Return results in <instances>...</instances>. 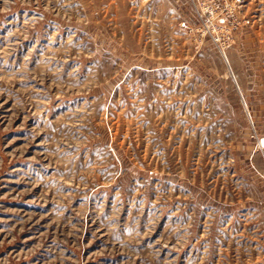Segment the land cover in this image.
<instances>
[{"label":"rangeland","instance_id":"1","mask_svg":"<svg viewBox=\"0 0 264 264\" xmlns=\"http://www.w3.org/2000/svg\"><path fill=\"white\" fill-rule=\"evenodd\" d=\"M264 0H0V264H264Z\"/></svg>","mask_w":264,"mask_h":264},{"label":"water","instance_id":"2","mask_svg":"<svg viewBox=\"0 0 264 264\" xmlns=\"http://www.w3.org/2000/svg\"><path fill=\"white\" fill-rule=\"evenodd\" d=\"M263 144H264V140H263Z\"/></svg>","mask_w":264,"mask_h":264}]
</instances>
